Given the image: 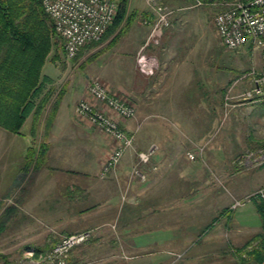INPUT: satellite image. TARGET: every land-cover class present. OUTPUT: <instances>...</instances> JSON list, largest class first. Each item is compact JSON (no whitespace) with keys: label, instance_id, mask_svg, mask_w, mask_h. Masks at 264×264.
Here are the masks:
<instances>
[{"label":"crops","instance_id":"0c3cea01","mask_svg":"<svg viewBox=\"0 0 264 264\" xmlns=\"http://www.w3.org/2000/svg\"><path fill=\"white\" fill-rule=\"evenodd\" d=\"M164 1L176 11L172 15L171 26L149 48V52L158 58L157 70L147 76L137 69L136 55L141 48L140 43L129 54L133 58L134 75L129 83L111 86L106 83L111 93L137 108L136 117L123 122V127L135 135L134 147L107 177L100 178L97 174L113 141L75 115L77 102L87 93L73 100L64 97L61 101L47 137L48 159L44 167L37 171L25 196L27 208L40 209L43 208L39 205L41 198L55 193L57 203L40 210L39 214L47 210L46 214L54 217L55 223L48 229L60 232L58 236L91 229L99 233L94 240L107 250L112 247L113 251L117 247L115 239L124 246V241L129 240L127 246L137 248L138 244L133 239L135 235L165 227L166 213L171 209L169 200H184L186 196L181 187H177V192L171 189L174 183H181L184 176L183 165L176 166L178 157L184 151L188 155L193 148L196 151L197 148L204 150V141L199 136L205 131L202 127L205 119L220 120L224 112L225 117H234L238 124L246 126V143L237 151H230L231 164L240 163L247 153L257 156L264 149V99L241 97L251 89V80L244 78L246 73L237 78L236 73L231 74L233 67L221 62L222 56L231 53L223 47L212 25L211 17L217 6H194L192 0ZM146 9L148 7L144 4L143 10ZM208 26L214 28L216 42L209 39ZM137 28H146L144 35L148 36L150 27L139 19L132 21L124 35ZM142 124L148 125L143 128ZM2 130L9 133L3 128L0 129L1 133ZM6 140L7 134L0 136V148ZM153 145H157L151 162L154 166H140L146 175V180H141L133 174V167L138 162L137 153ZM88 153L92 158H86ZM242 166L252 169L259 167L251 164ZM81 167L84 168L78 170ZM68 174H73L74 180H69L66 177ZM260 187H264V184L247 188L239 193V196H243L235 199L248 197ZM148 225L154 228L141 229ZM57 240L59 237H49L46 245L52 246ZM212 242L215 243V237ZM80 249L78 253L83 256L78 253L71 256L73 259L70 261L74 264L84 262L85 253L81 252L84 247ZM108 253L107 264H128V261L139 256L138 252L129 254L118 248L114 253ZM170 253L173 251H163L151 261L153 264H166Z\"/></svg>","mask_w":264,"mask_h":264},{"label":"rangeland","instance_id":"374dc122","mask_svg":"<svg viewBox=\"0 0 264 264\" xmlns=\"http://www.w3.org/2000/svg\"><path fill=\"white\" fill-rule=\"evenodd\" d=\"M143 3L146 4V0H128L127 16H135L134 19L142 22V19L150 14L147 4L148 9L143 10ZM220 10L217 6L211 17L214 28V17ZM131 25L132 23H125V33ZM214 28L208 26L207 31L209 39L216 42V28L215 30ZM146 31V28H137L132 33L123 34L112 46L108 45V41L96 47H92L90 43L88 44L90 46L84 48L81 53L79 52L74 59H68L63 49V38L57 37L56 45L47 55L43 67V73L50 81L47 82L46 87L55 88L54 98L62 93L63 98L73 100L87 93L88 85L94 78L104 81L109 86L129 83L134 76L133 58L129 54L134 48L145 43ZM143 40L144 43H142ZM250 47L227 50L231 54H226L221 58L222 63H229L233 67L231 74L236 73L237 78L251 70L264 69V44L257 48ZM84 98L85 95L82 99ZM203 122L202 127L205 131L202 135L200 134L199 138L204 141L202 146L204 150L197 148L196 151L193 148L188 152L195 153L196 160L190 159L185 151L181 152L178 157L176 166L183 165L184 176L181 178L182 182L176 181L177 183H174L171 189L177 192V187H181L186 196L184 200L178 198L169 200L171 209L166 213L165 227L135 235L133 239L138 244L137 248L127 246L129 240L124 241V246L115 239L114 243L117 247L113 248V251L112 247L107 250V247L101 246L99 241L94 240L97 238L95 236L98 231L89 229L71 233L93 232L86 241L69 249L65 264H74L70 261L71 258L73 259L71 256L78 253L81 250L80 247H84L81 251L85 253L83 264H107L108 252L112 254L117 248L124 253H139L138 258L128 261V264H153L152 261L156 257L168 250L173 253L168 254L170 259L166 264H255L248 257L245 262L239 260L237 249L245 246L262 231V221L254 201L264 199H252L250 196L263 187L251 193L248 196L249 199L248 197L235 199V197L247 188L252 189L264 184V165L252 169L243 167V164L239 162L230 163V151L240 149L246 143L247 137L244 133L246 126L238 124L236 118L225 117L222 112L220 120L205 119ZM162 124L164 125L165 122ZM168 124L172 125L170 122ZM31 125L32 119L29 118L20 135H13L5 130H2L3 133L0 132V136L7 134V140L1 147L2 149L0 148V219L2 218L0 221L4 224V229L0 234V253L5 256L0 258V264H5L4 260L10 264H57L55 263L57 261L54 262L47 258V254H50L56 242L52 246H47V240L49 237L56 236L59 237L58 243L63 237L71 235L58 236L60 232L48 229L55 223L54 217L47 215V210L39 214L40 210L43 211L45 207H51L55 205V202L57 203L58 198L55 193L47 195L44 199L41 198L39 205L43 208L26 207V191L37 173L34 169L26 174L23 172L27 148L33 139ZM142 125L144 128L148 124ZM44 128L41 122L37 140L43 137ZM233 145H235L234 148ZM91 156L88 153L86 158L90 159ZM107 156L101 162V169ZM151 166L154 165L151 164ZM236 168L239 171H236ZM97 175L101 178L100 172ZM66 177L74 180L73 174H68ZM98 181L101 180L98 179ZM241 189L244 190L240 191ZM241 196L243 195L239 197ZM236 202L237 205L234 207ZM224 211L227 212L223 213ZM151 228L154 227L148 225L141 229ZM214 237L215 243L212 242ZM79 254L83 256L82 253L77 255Z\"/></svg>","mask_w":264,"mask_h":264},{"label":"built area","instance_id":"2783aa9c","mask_svg":"<svg viewBox=\"0 0 264 264\" xmlns=\"http://www.w3.org/2000/svg\"><path fill=\"white\" fill-rule=\"evenodd\" d=\"M45 12L54 24L56 34L64 41L68 59H74L83 47L101 40L113 24L119 7V0H40ZM194 6L216 5L220 11L214 17L215 28L226 50H238L248 46L257 48L264 44V0H219L204 2L192 0ZM150 14L142 23L150 27L145 43L136 55V67L144 75L150 76L159 67L158 58L149 52V48L160 39L161 33L172 24V15L176 11L164 0H146ZM244 78L251 80L250 90L241 94L245 99H264V69L251 70ZM75 115L100 130L113 141L110 153L105 158L100 171L101 178L116 170L125 154L134 147L135 135L123 127V122L134 119L137 115L135 105L110 92L108 85L94 78L88 85L87 95L77 102ZM156 146L137 153L138 162L133 167V174L146 180L140 166L152 162ZM195 159V153H188ZM242 164L260 166L264 164V149L257 156L247 153ZM250 166V165H249ZM254 198L264 199V187L257 190ZM249 199V197H248ZM236 204L234 207H236ZM92 232L71 234L56 243L47 258L65 264L69 249L86 241Z\"/></svg>","mask_w":264,"mask_h":264},{"label":"trees","instance_id":"16d2710c","mask_svg":"<svg viewBox=\"0 0 264 264\" xmlns=\"http://www.w3.org/2000/svg\"><path fill=\"white\" fill-rule=\"evenodd\" d=\"M127 11L128 0H119L113 24L101 40L90 45L96 47L105 41L109 46L115 45L126 31L125 23L131 24L134 20L135 16H127ZM57 37L53 21L40 0H0V127L20 135L27 119H32L33 139L27 148L23 167L25 174L31 169L37 172L46 164L49 151L47 137L63 99L62 93L54 98L55 88L46 87L50 81L43 73L47 55L56 45ZM62 42L65 50L63 39ZM41 122L45 127L44 134L37 140ZM254 203L262 221V231L237 252L242 262L248 257L255 264H264V200ZM3 229L4 224L0 221V234ZM4 257L0 253V258Z\"/></svg>","mask_w":264,"mask_h":264}]
</instances>
